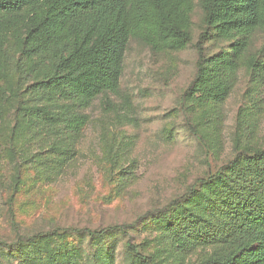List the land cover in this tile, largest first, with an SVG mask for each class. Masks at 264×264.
<instances>
[{"label": "rangeland", "instance_id": "374dc122", "mask_svg": "<svg viewBox=\"0 0 264 264\" xmlns=\"http://www.w3.org/2000/svg\"><path fill=\"white\" fill-rule=\"evenodd\" d=\"M189 21L193 44L182 49L156 52L132 39L118 89L85 105L35 104L25 84L39 68L24 54L25 27H0V264H149L128 241L154 264H202L217 255V248L180 253L166 231L211 198L203 184L190 194L200 179L241 152L264 149V94L250 68L264 52V30L247 38L235 85L214 106L185 94L197 73L203 0H193ZM240 38L215 34L206 52L227 51ZM71 113L87 120L79 136L66 127ZM111 225H126L128 235L60 233L10 247L19 236Z\"/></svg>", "mask_w": 264, "mask_h": 264}, {"label": "trees", "instance_id": "16d2710c", "mask_svg": "<svg viewBox=\"0 0 264 264\" xmlns=\"http://www.w3.org/2000/svg\"><path fill=\"white\" fill-rule=\"evenodd\" d=\"M203 7L204 29L194 43L197 73L185 94L199 93L206 102L221 106L235 85L247 38L264 30V0H203ZM192 8L193 0H0V27L17 21L25 27L24 54L39 68L37 78L25 84L35 104L73 101L85 105L118 89L132 39L156 52L192 45ZM215 34L243 38L227 51L208 56L206 43ZM250 68L256 90L264 94V52L251 60ZM65 119L75 136L87 124L76 113ZM202 184L208 186L211 198L197 213L173 220L166 231L167 242L183 254L217 248V255L202 264H264V149L239 153L217 173L200 179L190 194L199 193L196 186ZM114 232L128 235V227L19 236L10 247L60 233L99 237ZM128 246L154 264L137 246L129 241Z\"/></svg>", "mask_w": 264, "mask_h": 264}]
</instances>
